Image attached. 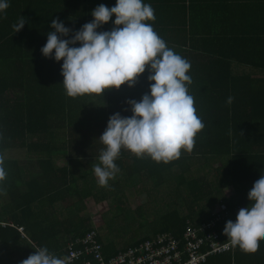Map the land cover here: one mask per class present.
<instances>
[{
    "label": "trees",
    "instance_id": "1",
    "mask_svg": "<svg viewBox=\"0 0 264 264\" xmlns=\"http://www.w3.org/2000/svg\"><path fill=\"white\" fill-rule=\"evenodd\" d=\"M184 1L145 3L154 9V30L191 63L188 90L205 127L197 133L191 152L182 149L180 158L168 163L122 149L115 161L119 172L100 186L93 166L104 146L97 140L112 114L130 116L126 102L139 101L148 92L147 69L132 88L122 85L101 96L70 98L60 85L62 61L44 58L40 49L52 19L75 31L92 19L95 7H112L115 0H9L0 14V156L7 172L0 182V264H20L41 246L61 257L69 244L91 231H97L103 253L112 257L160 234L180 238L187 220L199 226L212 219V209L225 207L228 215L224 213L217 224L219 232L249 203L247 193L264 171V77L236 72L234 67L247 66L264 74V3L255 16L248 9L233 12L239 33L223 37L212 33L210 38L203 37L193 22L207 20L206 7L193 12L198 18L192 12L188 18L185 8L178 6ZM20 16L26 23L14 33ZM111 19L99 30H110ZM228 97H233L231 104L226 103ZM9 152L19 156L7 158ZM58 161L64 166L58 167ZM208 167L209 172H204ZM195 168L198 177L191 178ZM144 183L145 193L162 204L147 206L155 226L147 228L138 214L116 206L102 238L94 217L86 214L84 201L93 197L101 204L121 203L127 187L136 189ZM129 229L137 240L117 248L124 238L114 242L112 236L115 240L130 236ZM221 237L230 240L222 233ZM204 264H264V240L254 253L235 246L231 252L210 256Z\"/></svg>",
    "mask_w": 264,
    "mask_h": 264
},
{
    "label": "clouds",
    "instance_id": "2",
    "mask_svg": "<svg viewBox=\"0 0 264 264\" xmlns=\"http://www.w3.org/2000/svg\"><path fill=\"white\" fill-rule=\"evenodd\" d=\"M9 7V0H0V14ZM92 19L78 30L66 27L54 18L46 43L40 49L44 58L60 63V84L67 97L75 98L105 90L132 88L137 78L148 72V92L139 101L129 100L131 115L112 114L97 140L101 149L99 163L93 172L100 186H106L119 172L115 163L121 150L136 157L168 163L191 152L195 137L204 127L197 115L194 97L189 94L192 83L191 63L168 47L154 30L155 12L145 0H115L112 7L100 4ZM114 19H111L113 18ZM111 19L110 30H99ZM26 20L20 16L13 25L19 32ZM233 97L226 103L231 104ZM7 176L4 157L0 156V182ZM249 203L240 208L235 220L226 221L223 235L245 253H254L264 239V171L247 193ZM25 237L23 228H19ZM20 264H69L46 246L37 247Z\"/></svg>",
    "mask_w": 264,
    "mask_h": 264
},
{
    "label": "built area",
    "instance_id": "3",
    "mask_svg": "<svg viewBox=\"0 0 264 264\" xmlns=\"http://www.w3.org/2000/svg\"><path fill=\"white\" fill-rule=\"evenodd\" d=\"M223 208L212 209V219L199 226L187 220L180 238L160 234L154 240L107 257L97 231H91L69 244L61 257H68L69 264H204L210 256L231 252L236 246L222 239L223 229L217 232V224L225 213Z\"/></svg>",
    "mask_w": 264,
    "mask_h": 264
},
{
    "label": "rangeland",
    "instance_id": "4",
    "mask_svg": "<svg viewBox=\"0 0 264 264\" xmlns=\"http://www.w3.org/2000/svg\"><path fill=\"white\" fill-rule=\"evenodd\" d=\"M15 154H17V153L12 154L9 152V153H7V158H14V157L19 156V154H17V156H15ZM31 164H32V162L29 163V166H31ZM64 164H65L64 161H58L57 166L62 167V166H64ZM213 165L216 167L217 163H213ZM209 169L210 168L208 167L207 171H204V172H209ZM196 170L197 169L195 168L190 172L191 178L192 177H198L199 172ZM208 177H212V174L209 173ZM95 182H97L96 177H95ZM213 183H215V179L211 178V184H213ZM145 184L146 183L142 184L139 188L137 187L136 189L127 187V192H126L127 196H122V199H121L122 202L121 203H115L116 205L114 203H112L111 201H104V204H101L102 202L98 203L99 201H97L93 197L88 198L84 201V205L86 207L85 208L86 214L91 216V217H94L93 220L95 222V227L100 229V233L102 235V238L105 237L106 233H107L105 225H106V222L108 220V216H110L111 211L117 210L116 206L122 205V207L125 210H128V212L135 213L136 215L138 214L141 218H139V216L137 215V219L139 220L140 223L146 224L147 228H148V226H151V225L155 226L153 224L154 218L147 214V208H148L147 206L150 205V207H149V209H150L152 207H156L157 205H162V204H159L158 203L159 201H155L156 197L150 198L149 196H151V195L148 193H145L146 192ZM156 195L157 194L152 195V196H156ZM161 195L162 194H159V196H161ZM163 202H165V199ZM2 205L3 204L0 205V208L2 207ZM222 211H223V213L228 212L227 209H225V208H223ZM94 222H93V224H94ZM113 224L115 227V223H113ZM123 224H125V223H123ZM136 224L139 225L138 222H136ZM131 230L132 229H129L127 232L129 233V232H131ZM128 235H130V236H125V235L117 236L118 238L116 240L112 236L114 242H119L122 238H124L121 243L117 244V248L118 247H124L126 245H130L135 240H137L136 238H138V236L132 235L131 233H129Z\"/></svg>",
    "mask_w": 264,
    "mask_h": 264
},
{
    "label": "crops",
    "instance_id": "5",
    "mask_svg": "<svg viewBox=\"0 0 264 264\" xmlns=\"http://www.w3.org/2000/svg\"><path fill=\"white\" fill-rule=\"evenodd\" d=\"M167 2H169V0H167ZM263 3L264 0H185L184 3L179 2L178 6L185 8V17L188 18L191 12H198L200 8L206 7L208 14L207 20H205L203 23H197V21L193 22H195L196 29L198 30V32L203 34V37L211 38L212 36H208V34L213 33V36H215V34H218L219 37H223L222 34L224 33H239V31H235L236 28L239 27V25H237L236 23L239 22L234 17L233 12L238 11L241 8L245 11L248 9L252 14H254L252 16H255L256 14H259L257 9L259 6H262ZM252 10H256V12H252ZM235 14L237 15L238 13ZM198 17L199 15L196 14L195 18ZM194 53L198 56L203 55V53H201L199 50H195ZM234 68L236 72H246L248 75H253V77H264L263 73L254 72L257 70H252L247 66H238L237 68Z\"/></svg>",
    "mask_w": 264,
    "mask_h": 264
}]
</instances>
